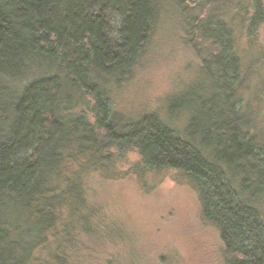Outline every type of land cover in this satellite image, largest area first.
<instances>
[{"label":"trees","instance_id":"trees-1","mask_svg":"<svg viewBox=\"0 0 264 264\" xmlns=\"http://www.w3.org/2000/svg\"><path fill=\"white\" fill-rule=\"evenodd\" d=\"M173 16L185 43L217 49L188 88L200 85L205 106L171 98L166 118L121 113L119 90ZM262 26L264 0H0V264L102 262L119 229L88 175L125 178L129 152L140 180L179 174L197 193L226 264H264V138L238 53Z\"/></svg>","mask_w":264,"mask_h":264},{"label":"rangeland","instance_id":"rangeland-1","mask_svg":"<svg viewBox=\"0 0 264 264\" xmlns=\"http://www.w3.org/2000/svg\"><path fill=\"white\" fill-rule=\"evenodd\" d=\"M177 21L176 16L164 18L156 28L141 69L115 98L121 113L154 112L166 118L171 98L186 102L189 109L205 106L200 85L188 88L198 78L202 60L217 49L198 36L195 43H185L180 32L186 27L178 28ZM238 53L247 75L243 98L264 138V26L255 36L243 34ZM173 123L182 128L186 119L181 115ZM122 160L123 179L88 175L91 200L103 202L108 222L119 229L117 237L103 245L98 264H226L220 236L202 219L197 193L190 185L179 174H151L147 181L140 180L132 172L140 163L137 152Z\"/></svg>","mask_w":264,"mask_h":264}]
</instances>
